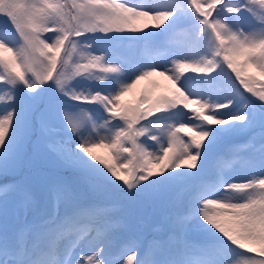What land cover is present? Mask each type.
<instances>
[{
	"label": "snow or ice",
	"instance_id": "6c2138e0",
	"mask_svg": "<svg viewBox=\"0 0 264 264\" xmlns=\"http://www.w3.org/2000/svg\"><path fill=\"white\" fill-rule=\"evenodd\" d=\"M187 5L194 9L203 32L211 37L212 59L202 60L198 66L173 61L175 69L181 73L187 68L211 73L217 61L222 62L243 89L256 98L252 100L259 101L262 107L256 111L264 114V82L247 75L250 68L264 77V0H245L246 10L260 24L258 29L247 34L239 28L233 30L220 17L221 10L236 15L241 11L239 6L227 5L226 0H187ZM156 7L161 10H138L117 0H0V18H3L0 19L3 26L0 28V52L15 51L11 60L0 56V81L12 87L23 86L33 96L38 88L51 81L58 95L102 109L107 119L100 127L113 125V122L119 125L113 128L105 142L82 139L69 151L54 135L57 129L49 119L46 101L37 100L20 113L19 119L15 107L0 118V179L4 181L0 186V264H133L134 261L135 264H202L204 260L155 258V242L143 247L134 238L125 240L121 258H110L113 249L120 246L123 233L115 230L117 225L107 216L96 222V201L84 205L77 198L81 181L90 190L99 187L97 176L121 190L128 197V204L157 208L171 233L170 238L183 248L189 247L185 236L191 231L190 224L185 221L198 214L206 225L246 254L235 264H264V177L226 186L221 183L224 191L238 194L223 199L209 198L207 189L198 184L177 191V187L168 183L188 174L196 179L197 162L200 163L202 148L210 135L209 131L198 130L201 123L211 127L236 122L247 127L249 121L244 111L227 119L217 117L215 113L230 107L231 102L210 106L200 99H190L178 86L180 76L168 74L173 69L143 70L130 83L121 84L113 79L115 76L107 75L120 73V68L106 62L103 56L92 55L90 44L78 43L80 38L96 33L145 32L149 28L148 21L160 27L169 22L182 5L180 0H171ZM138 25H143V29ZM81 48L79 59H73V54ZM94 68L104 75H92L90 70ZM154 75L170 80L175 93L150 98L145 91L139 94L134 105L125 102L124 98L141 81ZM76 77L97 85H114L115 91L77 93L68 90L70 81ZM8 99L14 102L12 95ZM180 104L185 109L197 105L198 111L189 117L197 123L159 129L158 132H167V146L159 154L153 155L141 147L140 138L146 131L143 122L176 109ZM63 113L61 110L62 117ZM83 127L71 124V131L77 134ZM95 129L93 125L92 131ZM185 131L191 133L190 143H183L182 149L177 151L176 145L182 143L178 133ZM156 135L150 138L155 140ZM258 136H264V131L255 133L248 146L264 153V144L254 147ZM96 148H107L113 160L127 153V164L109 163L96 155ZM190 149L195 151L190 152ZM78 153H83L88 160L81 159ZM96 161L103 169L94 163ZM181 165L195 170L180 173L176 169ZM166 170L167 176L164 175ZM156 172L159 175H155ZM33 177L40 181L39 193L30 182ZM192 191L197 194L194 202L189 203L186 197ZM86 217L89 218L87 224L83 222ZM25 231L32 235L31 244L24 239ZM129 251L132 254L123 260ZM78 252L81 253L79 258ZM201 252L204 256L211 255L207 247Z\"/></svg>",
	"mask_w": 264,
	"mask_h": 264
},
{
	"label": "rangeland",
	"instance_id": "374dc122",
	"mask_svg": "<svg viewBox=\"0 0 264 264\" xmlns=\"http://www.w3.org/2000/svg\"><path fill=\"white\" fill-rule=\"evenodd\" d=\"M117 2H123L127 6L137 8L138 10L157 11L161 9L156 6L161 3L171 2V0H117ZM222 2H224V0H222ZM180 3L182 5L181 10L172 18H169V22L166 21L164 24L160 25V27H156L153 21H148L149 28L145 32L141 30L133 33L126 30L125 33L119 34L109 33L104 35L96 33L88 35L86 38L93 40L92 44L94 48L92 47V50L94 52L91 50L92 55L103 56L106 62L112 63V66L121 69L120 73L107 74L109 76H115L113 79L118 80L121 84L130 83L143 70L151 68L160 70L173 69L174 71L168 74L180 76L177 82L178 86L190 97V99H200L210 106L231 102L230 107L220 109L215 113L217 117L227 119L240 113L242 110L244 111L249 121L247 127L236 122L223 126L217 125L211 127L202 123L199 125L198 130L209 131L210 135L202 148L200 163L199 160L197 162L199 165L195 173V178L205 177L211 174L213 176V181L211 183H206L205 181L199 180L192 185L185 186L187 183L193 181L192 174H188L185 175L186 180L178 184L179 188L177 189V191L186 190L190 186L198 184L202 189H207L209 198L214 197L223 199L227 195L236 197L238 194H230L224 191L221 187V183L226 186L232 182H246L251 178L264 177V153L255 152L253 148L248 146V142L255 133L264 131V117H262L260 111H256V109H258L257 106L245 98L240 97L238 100L239 102L236 103V97L234 96L237 94L242 95V93L232 92L231 89H227L226 92H224L226 88H230V85L222 74L217 73L218 66H216L215 71L211 73L193 72L191 68H187L181 73L179 70L175 69L173 61L181 60L192 66H198L200 61L212 59L213 51L211 37L208 33L203 32L197 15L194 13V9L192 10L187 5V0H180ZM226 4L241 7V11L234 16L222 10L220 11L221 19L226 20L233 30L239 28V30L247 34L260 27V24L257 19L254 18L253 14L246 10L245 0H226ZM218 7L219 5H217V8ZM214 14L215 13H213V15ZM211 18L210 16L209 19ZM2 27L3 26L0 25V28ZM138 27L143 29V25H138ZM11 31L14 32V29H11ZM207 31L210 32V29ZM45 35L52 34L45 33ZM86 38H80L78 43L90 44V40ZM9 39H12V37H9ZM15 39L19 40V37L16 36ZM13 43H15V40ZM16 47L18 48L19 44H16ZM82 52V48L78 49L73 59L78 60ZM14 55L15 51L11 53L0 52V56H3L6 60H11ZM131 60H133V62H131ZM69 63L71 64L72 61L69 60ZM219 64V61H217V65ZM90 71L94 76L104 75L100 73L98 68L91 69ZM250 76L257 81L264 82V77H261L255 70L252 72L250 69ZM46 83L52 84L51 81ZM256 87L259 90V84H257ZM41 89L43 88H38V91L33 96L29 95L23 86L12 87L0 81V118H2L9 109L15 107L17 109V119H19L20 113L29 109L37 100L48 98V93L44 97V92ZM67 89L77 93H83L86 91H104L105 89L115 91V86L108 83L97 85L90 83L87 79L76 77L73 81H70ZM216 89L219 92L216 91ZM145 91L150 94V98H155L160 95H171L175 93V87L173 83L165 79V77L154 75L147 80L141 81L124 100L128 104L134 105L139 98V94ZM9 95L14 97V102H10L8 99ZM214 95L216 96L213 97ZM62 97L65 98V96ZM70 102L72 105L62 101L48 103L49 119L57 129L54 135L65 143V147L69 151L74 150L82 139L105 142L111 135L110 132L113 128L119 126L118 122H113V125L102 128L100 125L107 119L102 109L95 105L79 104L74 100H70ZM245 104L248 105L247 108L244 107ZM71 107H77V109H70ZM61 110L64 112V118L61 116ZM195 111H198V107L195 104H192L188 109H185L183 104H180L176 109H171L168 112L152 116L145 122V126L150 128L145 131V136L140 138L141 147L153 155L159 154L162 149L167 146V132L166 130L158 132V130L168 127L175 128L181 124H196V121L189 119L190 115L195 114ZM71 124L84 127L79 129L77 134H73L71 131ZM93 125L96 126L95 131H92ZM154 133H157L155 140L150 138ZM178 137L182 143L176 145L177 151L182 149L183 143H190L191 133L188 131L181 132L178 133ZM227 140L233 141L226 144ZM260 144H264V136H258L254 141V147ZM222 146L224 148L223 151L231 153V158L229 159L233 166H228L225 161L220 157L218 158V156H216L217 164L214 165L212 158ZM194 151V149H190V152ZM95 153L107 159L109 163L127 164V153L120 154L118 160H113L111 158V154L108 152L107 148H96ZM78 156L83 160H88L83 153H78ZM89 163L91 162L89 161ZM94 163L103 169V165L99 164V161ZM133 163L135 164V161ZM213 165L214 167L211 169ZM194 170L195 169H188L186 165H181L180 169H176V171L180 173H187L188 171ZM76 175H79V173ZM155 175H159V173L156 172ZM164 175H168L167 170ZM1 181L3 180L0 179V182ZM173 181L169 182L174 183ZM96 182L99 185L98 190L102 188L103 183H106V181L99 176L96 177ZM117 183L123 184L122 181H117ZM181 186L185 187L181 188ZM34 187L37 193H39L40 181L38 178H35ZM110 188L114 191L118 190L113 184H111ZM196 194V191L188 193L186 199L189 203L194 202L193 198ZM92 195L94 196L95 193L92 192ZM0 198H2V194H0ZM100 200L101 203L107 204L106 198H101ZM199 203L202 204L203 201ZM121 212L119 206L116 207L114 204H110L108 207L99 209V211L96 212L97 223L107 216L117 225L115 230L123 233L120 246L114 248L112 251V256L110 257L112 259L121 258L120 251L121 248L125 246V240L133 237L141 246V244L150 237L149 234L151 233L161 238L165 237L170 245L176 248V251L169 248V252L172 253L173 259L179 261L187 260L194 262L204 260L202 264H226V262L227 264H235V261L239 257L246 255L240 252L239 249L237 250L235 246H232L220 233L206 225L198 214L193 216V218L189 216L185 221V223L190 224L191 231L185 236L186 243L189 247L183 248L177 241L170 238V233L167 234L169 230L163 221L145 222L137 220L136 223H134L129 221L126 215H123L126 218H122L120 216L122 215ZM114 218L118 219L116 220ZM88 222L89 220L85 224ZM203 247H207L210 250V256H204L202 254L201 249ZM138 250H142V248H138ZM131 254L130 251L127 252L122 259L126 260L127 255ZM80 255L81 253L78 252L77 258H79ZM133 264H135V261Z\"/></svg>",
	"mask_w": 264,
	"mask_h": 264
},
{
	"label": "trees",
	"instance_id": "16d2710c",
	"mask_svg": "<svg viewBox=\"0 0 264 264\" xmlns=\"http://www.w3.org/2000/svg\"><path fill=\"white\" fill-rule=\"evenodd\" d=\"M227 73V79L230 82V85L232 87H235L236 89H239L243 94L242 98H245L249 102L255 104L258 109H260L262 106L260 105L259 101H255L252 99H256L255 97H251L250 93H247L243 86L239 84L238 81L235 79V75L231 72V70L226 69ZM250 73V68L247 70V75ZM262 117H264V114H262ZM186 180V177H179L174 183L168 182L171 186L177 187L178 184L184 182ZM199 180V177H196L195 180L187 183L186 185H192L193 183L197 182ZM208 179L207 181H209ZM31 183L35 185V177L31 178ZM111 184L106 181V183H103L102 188L100 190H97L95 192V195H92L93 190H89L86 184H84L82 181L80 182V185L77 190V198L80 203L87 205L90 202L96 201L100 202L101 198H106L107 203H115L117 206H119V209L122 211V215H120L122 218L125 217L123 215H126L129 221L136 223L137 220H142L145 222H160L163 221L161 217V213L157 208H154L150 205H130L127 203L128 197L121 191V190H112L110 188ZM94 193V192H93ZM96 197V199H95ZM125 217V218H126ZM29 231H26L25 236H27ZM158 240L162 241L161 238H157ZM156 237H153V241H157ZM161 242L158 244V248H161ZM162 249V248H161Z\"/></svg>",
	"mask_w": 264,
	"mask_h": 264
}]
</instances>
